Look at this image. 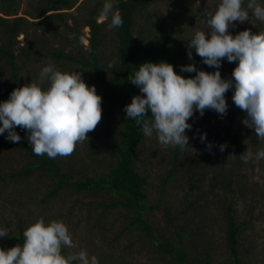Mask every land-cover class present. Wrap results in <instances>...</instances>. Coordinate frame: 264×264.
Returning <instances> with one entry per match:
<instances>
[{"label":"trees","instance_id":"16d2710c","mask_svg":"<svg viewBox=\"0 0 264 264\" xmlns=\"http://www.w3.org/2000/svg\"><path fill=\"white\" fill-rule=\"evenodd\" d=\"M79 1L30 0L28 7H31L32 11L28 14L34 20H29L26 16L17 15L21 6L20 0H0V10L4 14L15 16L11 19L0 15V103L6 101L15 88L20 87L21 71L24 67L28 64H38L42 57L49 56L54 63L60 60L72 63L73 67L70 68V72H77L79 69L90 70L86 83L89 87L95 85L97 93L102 97L103 105L117 110L118 125L113 129L106 127V138L99 134L96 135L95 132L88 134L89 140L94 139L95 144H98L100 148L98 145L89 144V140L83 144L88 146L89 151L94 155L102 153L104 149L112 151L115 154L114 160L108 163L105 171L96 170L93 175L88 171H83L82 175H79L78 171L72 170V163L75 160L73 158L77 156L76 150L66 158L52 159L47 155L37 156L28 142V133L17 127L16 131L22 137L19 143L7 140V132L0 135V140L9 143L11 149L18 151L25 161L22 168L10 170L8 175H0L2 180L7 178L17 180V184L22 187L10 196L9 203L18 208L28 206L29 219H38L34 212L35 208H32L33 196L35 197L36 194L28 189L30 184L24 183V181L33 183L30 180L33 177L36 179L35 182H42L46 185L44 196L38 200L46 209L49 201H55L64 191L77 194L87 193L91 196H98L101 193L112 194L114 196L112 201L92 203L103 207L99 216L103 219L98 220L95 225L90 224L91 230L96 228L104 234V238H107V232L113 228L115 223L111 224L110 229L104 224L106 211L120 206L128 211L130 218V225L124 227L122 233L135 226L145 233L162 252L171 255L173 264H196L194 259L188 257L189 253L184 246L185 242L181 234L178 233L180 239L177 243L171 238L159 240L156 236V229H154L149 212L159 209L160 206L150 205L148 207L149 175L142 174L136 165L146 136L143 135L142 126L137 125L134 120H126L124 109L127 104L131 103L133 96L140 94V89L133 85L128 77L134 76L138 67L144 62L167 61L185 77L194 76L195 72H181V66L192 63H195L197 70L216 71L215 68L203 63L202 58L196 55L195 49L192 50V59H189L186 40L191 39L194 34L187 38L186 33L182 30L178 31L173 22L165 20L158 10V5L166 3L173 8H181L185 12H196L197 8H201L202 13H206L214 12L220 0H214L216 4L213 6L203 4L202 7L197 8L193 7L197 0H116L114 11L120 12L124 23L122 27L115 29L108 27L110 17L108 20L99 22V13L105 0L80 2L78 9L85 10L81 15L54 12L45 16L46 8L49 10L71 9ZM260 2L264 3V0ZM172 13L175 15L172 16V21L180 18L178 13ZM70 18L73 20L72 24L68 23ZM140 18L144 20V25L147 27L145 31L138 30ZM206 19V14H204L201 20L206 22ZM257 25L255 28L246 22L239 26H230L229 32L236 35L239 31L249 28L253 32L264 30V25L259 22ZM61 26L68 29L69 36L61 32ZM87 26L90 27V35L89 45L85 47L82 34L83 27ZM22 33L25 34L24 43L19 39ZM56 38L65 39V42L59 40L61 46H54L52 40ZM106 45H110L111 50L107 49ZM66 46H71L73 50H67ZM104 49L109 51L105 52ZM103 50L106 55L103 54ZM110 62L114 63V67H108ZM237 63H229L225 59L222 61L220 71L230 70L232 72ZM233 92L234 89H231L230 93ZM245 115L236 106L228 107L227 114L219 118L212 114V118L209 119L210 115L205 116L204 113L200 116L198 111L195 112L190 120L199 127L209 124V135L206 142H192L187 147L201 146L203 153L197 156L188 153L183 155V151L178 146L175 147L173 150L175 156L169 164L171 168L166 177V181H169L176 176H184L191 190L203 191L202 186L207 185L208 190L205 192L208 194L221 191L219 204L224 209L227 240L234 264H243L238 238L242 228L250 223L249 220L240 221L236 210L238 201L248 203L252 214L256 212L255 209L264 207V193L260 190V187H264V160L245 164L240 159V155L247 148L255 153L258 148L264 147V144L257 140L254 131L243 125L242 120ZM240 126L247 132L239 131ZM209 141L217 145L226 143L228 148L225 155L214 146L212 150H209L206 147ZM230 154L234 156L229 158ZM209 156L216 160L211 166L207 164ZM95 160L101 162L97 157ZM235 166L243 169L240 172L244 173L246 181L241 179L243 177L240 172L234 170ZM255 166H258L257 172L263 178L260 184L252 181L253 174L251 176L249 174V170H255ZM244 168L249 170H244ZM7 209L0 201V217H3L2 214L8 211ZM13 212L14 217L11 219L12 223H16L17 232L10 228L8 236L0 238V248L8 249L17 244H23V232L27 228L26 220L18 210ZM166 214L170 220L172 214L169 208L166 209ZM255 217L258 218L259 215ZM62 251L65 255L73 252L68 248Z\"/></svg>","mask_w":264,"mask_h":264},{"label":"clouds","instance_id":"9594fccd","mask_svg":"<svg viewBox=\"0 0 264 264\" xmlns=\"http://www.w3.org/2000/svg\"><path fill=\"white\" fill-rule=\"evenodd\" d=\"M115 6L116 0H105L99 13L101 22L110 17L109 29L122 27L124 23L120 12L114 11ZM205 14L208 30L197 31L186 40L187 54L192 59L195 49L203 63L216 71L197 70L192 63L181 66V72H195L194 76L185 77L167 61L142 63L134 76L128 77L140 94L125 106L126 120L142 126L146 137L155 134L162 147L178 146L184 151L190 144L186 130L192 128L189 120L194 113L198 111L203 116L206 110H213L225 116L226 93L234 89L232 102L246 114L243 125L252 129L257 140L264 144V30L253 32L249 28L236 35L229 32L237 21L248 22L255 28L257 22L264 25V3L220 0L214 12ZM225 59L229 63L238 62L227 79L220 71ZM108 67H114V63L110 62ZM101 120L102 97L95 85L89 87L81 72L62 71L52 62L41 69L39 82L15 88L0 103V135L7 132V140L19 143L22 139L16 131L19 127L28 133L35 155L52 159L72 155L78 144L89 140L88 134ZM199 139L206 142V133L199 135ZM206 147L211 150L212 144L206 143ZM226 148V143L219 145L221 152ZM240 159L245 164L264 160V147L255 153L247 148ZM9 232L10 229L0 227V238L7 237ZM64 248H77L68 226L63 221L46 223L41 218L24 230L22 245L0 248V264H99L98 258L89 257L85 249L65 255Z\"/></svg>","mask_w":264,"mask_h":264},{"label":"rangeland","instance_id":"374dc122","mask_svg":"<svg viewBox=\"0 0 264 264\" xmlns=\"http://www.w3.org/2000/svg\"><path fill=\"white\" fill-rule=\"evenodd\" d=\"M20 1L21 6L17 15L26 16L29 20H34L32 16L28 14V12L32 11V8L28 7V1L30 0ZM83 1L85 0H80L71 9L49 10L46 8L45 16L54 12H69V14L81 15L85 10L78 9V4ZM203 4L213 6L216 3L214 0H197L193 7H202ZM158 10L162 13V16L167 22H173L174 27L178 31L182 30L186 33L187 38L191 37V34H195L197 31L208 30L206 22L201 20V18H204L205 14L202 13L201 8H197L196 12H185V10L181 8H173V6L171 7L166 3H160L158 5ZM172 12L178 13L180 18L176 21H174L175 19L172 21V16H175ZM0 15L11 19L15 17L4 14L2 10H0ZM72 22L73 20L70 18L68 23L72 24ZM99 22L101 21L99 20ZM235 25L239 26L241 24L237 21ZM60 30L63 34H68L69 36L70 32L67 28L61 26ZM138 30H147L146 25H144V20L141 18L138 22ZM89 35V29L83 27L82 38L85 47L89 45ZM19 39L24 43L25 34L22 33ZM59 40L63 43L65 42V39H53L52 42H54V46H61ZM106 48L110 49V45H106ZM66 49L73 50L71 46H66ZM107 49H104L105 52L109 51ZM104 50L103 54L106 55ZM49 62H52L62 71L70 72V68L73 67L72 63H67L63 60L54 63L51 57H42L38 64H28L21 71L22 80L20 82V87L30 84L32 81L39 82V73ZM77 72L82 73V78L85 82L89 79L90 70L79 69ZM231 73L230 70H226L221 72V75L223 78L227 79L230 78ZM230 91L231 89L226 93V99L228 107L234 108L235 105L232 102L233 93H230ZM116 111L117 110L110 109L102 103V120L92 132L106 138V127L113 129L118 125ZM212 114L218 116V118L220 117V115L213 110L205 111V116L210 115V118L208 117L209 119L212 118ZM189 123L192 124V128L191 130H186V134L189 136L190 144H192V142H201L199 139V135L201 134L206 133L207 136L209 135V124L199 127L196 126L195 122L192 120H189ZM241 128L240 126L238 130L244 133L247 132ZM88 142L92 145L95 144L94 139H90ZM209 142L212 146L219 148V145L211 141ZM95 145L97 146L98 144ZM98 148H100L99 145ZM200 148L202 149V147L198 145L189 148L186 147V149L189 150H184L182 154L185 155L188 153L197 156L201 154V152L203 153ZM174 149L175 148L171 146L162 147L158 143L155 134H153L152 137H146L136 164L142 174L149 175V182L147 185L149 198V202H147L148 207H150V205L160 206L159 209H154L149 212L154 229H156V236L159 240L171 238L177 243L179 241L178 239H180L178 233L181 234L185 242L184 246L189 253L188 257L194 259L196 264H234L232 252L227 240L225 213L224 209L219 204L220 196L222 195L221 191L218 190L208 194L205 192V190H208L207 185H204V187L202 186L203 191L191 190L184 176H176L166 181L168 171L171 168L169 164H171V160L175 156ZM226 149L223 152L219 151L221 154L225 155ZM76 153L77 156L73 158V160H75L72 163V170L78 171L79 175H82L83 171H88L92 175L96 170L105 171L108 168V163L112 162L115 157L112 151L106 149H104L102 153L94 155L85 144H78ZM96 157L98 160L100 159L101 162L95 160ZM214 162H216V160L209 156L207 164L211 166ZM24 164L25 161L22 155L18 151L11 149L9 143L0 140V175H8L10 170L20 169ZM254 169L255 170H249L244 168V170H249L250 176L253 174L251 180L260 184L263 178L257 172L258 166H255ZM234 170L240 172L243 169L235 166ZM241 174L243 177L241 179L246 181L244 173ZM79 175L76 174V176ZM30 180L33 183H28L27 181H24V183L30 184V188L28 189L36 194L35 197L33 196L32 200V208H35V215L38 216V219L42 218L46 223L52 220L63 221L68 226L74 243L77 244V248L70 249L73 252L85 249L89 257L95 255L98 258L99 264H173V257L162 252L145 233H142L141 230L135 228V226H132V228L122 233L124 227L128 226L130 223L128 211L123 207L118 206L107 209L104 224L110 229L111 224L115 223L113 228L107 232V238H104V234L100 230L96 228L91 230V227H89L90 224L95 225L98 220L103 219L99 217L103 207L93 205L92 203L96 201H112L114 199L112 194L108 195L106 193H101L98 196H91L87 193L77 194L64 191L55 201H49L47 210L38 202L46 192V185L42 182H35V177ZM17 183V180L11 178H7L6 180L0 179V201L8 208V211L3 212V217H0V227L12 228L14 232H17L15 228L16 223H12L11 219V217H14V210H18L20 214L24 216L26 227L38 220L29 219L28 206L18 208L9 203V198L14 194L15 190L19 188L22 189L21 185ZM24 187L26 186L24 185ZM260 190L264 193V187H260ZM167 208L170 209L172 214L170 220L166 214ZM236 210L240 221H250V223L242 228L238 238L243 264H264V207L255 209L256 212L252 214L250 211L251 207L248 203L238 201ZM255 215H259V217L256 218ZM15 221L16 219L14 222ZM209 260L210 262H208Z\"/></svg>","mask_w":264,"mask_h":264}]
</instances>
